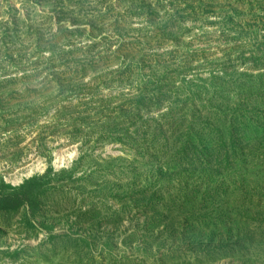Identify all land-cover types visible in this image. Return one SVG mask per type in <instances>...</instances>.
<instances>
[{
	"label": "rangeland",
	"instance_id": "374dc122",
	"mask_svg": "<svg viewBox=\"0 0 264 264\" xmlns=\"http://www.w3.org/2000/svg\"><path fill=\"white\" fill-rule=\"evenodd\" d=\"M0 264H264V0H0Z\"/></svg>",
	"mask_w": 264,
	"mask_h": 264
}]
</instances>
